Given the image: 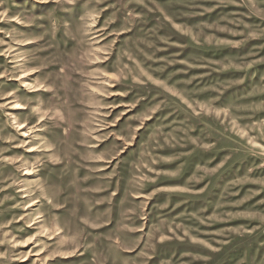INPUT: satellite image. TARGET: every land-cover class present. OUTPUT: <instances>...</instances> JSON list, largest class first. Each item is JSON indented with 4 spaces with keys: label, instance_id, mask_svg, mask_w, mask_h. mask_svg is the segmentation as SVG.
Instances as JSON below:
<instances>
[{
    "label": "rangeland",
    "instance_id": "obj_1",
    "mask_svg": "<svg viewBox=\"0 0 264 264\" xmlns=\"http://www.w3.org/2000/svg\"><path fill=\"white\" fill-rule=\"evenodd\" d=\"M0 264H264V0H0Z\"/></svg>",
    "mask_w": 264,
    "mask_h": 264
}]
</instances>
